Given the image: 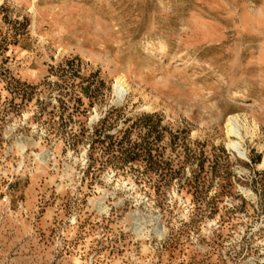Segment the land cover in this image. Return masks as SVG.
<instances>
[{"label":"rangeland","instance_id":"374dc122","mask_svg":"<svg viewBox=\"0 0 264 264\" xmlns=\"http://www.w3.org/2000/svg\"><path fill=\"white\" fill-rule=\"evenodd\" d=\"M263 161L264 0H0V264H264Z\"/></svg>","mask_w":264,"mask_h":264},{"label":"bare ground","instance_id":"6f19581e","mask_svg":"<svg viewBox=\"0 0 264 264\" xmlns=\"http://www.w3.org/2000/svg\"><path fill=\"white\" fill-rule=\"evenodd\" d=\"M124 76L123 75H119L117 78H116V82H115V92L116 94H120L122 90H124ZM238 94V93H237ZM237 116L236 114H233L231 116H229L228 118V124L230 126V124H232L231 120H233V118L237 119ZM231 122V123H230ZM227 131L230 133H234V129L232 127H229L227 129ZM236 143V140H233L231 142H229V145H235ZM22 149H24V145H22ZM35 155L37 156L38 160L40 162H45L47 160V157H48V154L46 151H43V152H37L35 153ZM260 165H264V161L262 163H260ZM101 204V203H100ZM99 204V205H100ZM101 206V205H100ZM99 208V207H98ZM101 209V208H100ZM104 209V207L102 208ZM136 219L138 220V215L136 214ZM153 222H157L159 220V218L157 216H153L152 219H151ZM158 233L159 235H162L163 231L160 230V228L158 229Z\"/></svg>","mask_w":264,"mask_h":264}]
</instances>
